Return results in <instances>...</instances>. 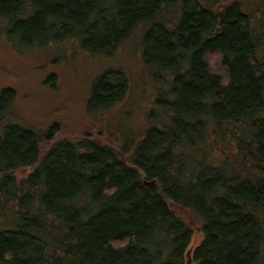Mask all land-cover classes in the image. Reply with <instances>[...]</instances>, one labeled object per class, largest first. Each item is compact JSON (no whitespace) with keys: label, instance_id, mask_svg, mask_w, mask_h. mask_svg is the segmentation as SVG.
Segmentation results:
<instances>
[{"label":"trees","instance_id":"1","mask_svg":"<svg viewBox=\"0 0 264 264\" xmlns=\"http://www.w3.org/2000/svg\"><path fill=\"white\" fill-rule=\"evenodd\" d=\"M245 2L0 0L15 53L136 57V74L93 77L85 117L123 121L144 99L135 133L53 141L10 120L17 93L0 90V264H188L194 226L190 264H264V21Z\"/></svg>","mask_w":264,"mask_h":264},{"label":"rangeland","instance_id":"2","mask_svg":"<svg viewBox=\"0 0 264 264\" xmlns=\"http://www.w3.org/2000/svg\"><path fill=\"white\" fill-rule=\"evenodd\" d=\"M245 1L244 8L250 11L256 19L264 21V12L262 11L264 5L260 4L261 2L264 4V0ZM3 38L0 39V90L4 87H11L17 93L14 106L9 112L10 120L41 133L47 127L55 126L58 132L53 137V141L80 138L83 137V134L88 133L96 136L97 132H100L102 139L105 140V135L111 134V132L114 137H119L121 130L135 133V130L142 128V114L135 116L137 110H143L137 107L144 104V99L137 96L140 93L139 88L134 90L132 98V104L136 110L126 109L125 111L133 113V115L124 117L123 121L119 120L123 114L119 115V111L116 109L100 115L104 119L102 122L87 118L83 114L86 88L93 77L104 68L126 65L130 69L129 72L138 73V60L134 55H126L123 59L121 58L122 50L127 46H124L116 56L108 61L85 57L79 60L75 55L69 58L70 52L68 53L64 40L56 45L48 43L45 49H43L44 46H39L38 49H34V52L29 47L18 46V50L22 52L19 54L12 51ZM48 74L53 75L56 80L54 91L44 85ZM119 121L120 123H118ZM129 124H133V127L129 128ZM106 125L113 129H107ZM53 141L47 144L43 143L41 150L45 151ZM31 171L32 168L21 169L15 171L14 175L20 178L28 175ZM180 215L187 224L192 222L191 217L187 216L185 212H181ZM192 228L194 233L191 248L185 255L188 264L192 259L191 250L201 241V237L193 241L195 240V231L198 230L196 226Z\"/></svg>","mask_w":264,"mask_h":264},{"label":"water","instance_id":"3","mask_svg":"<svg viewBox=\"0 0 264 264\" xmlns=\"http://www.w3.org/2000/svg\"><path fill=\"white\" fill-rule=\"evenodd\" d=\"M144 184H145L146 186H148V187H153V186H154V181L149 182V183L144 182Z\"/></svg>","mask_w":264,"mask_h":264}]
</instances>
